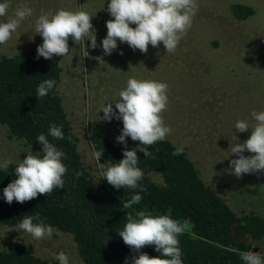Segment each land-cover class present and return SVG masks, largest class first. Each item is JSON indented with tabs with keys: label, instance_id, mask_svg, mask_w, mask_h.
Returning a JSON list of instances; mask_svg holds the SVG:
<instances>
[{
	"label": "rangeland",
	"instance_id": "obj_1",
	"mask_svg": "<svg viewBox=\"0 0 264 264\" xmlns=\"http://www.w3.org/2000/svg\"><path fill=\"white\" fill-rule=\"evenodd\" d=\"M197 2L199 10L192 27L174 53H166L161 43L157 48L149 45L145 54L117 40V48L104 55L101 42L107 35L106 21L114 19L107 11L110 0H11L9 16L19 6L32 8L33 14L11 40L0 45V50L14 56L37 49L43 39L35 33V21L42 13L59 9L88 11L94 16L91 23L98 46L92 49L90 41H86L89 56L85 57L82 47L69 38L70 53L60 58L63 71L59 85L62 103L79 138L78 151L84 166L91 168L95 178L106 179L101 172L108 164L101 160L98 164L92 155L88 140L91 125L99 124L119 143L116 138L123 122L104 120L102 106L111 102L118 113L115 102L129 78L164 82L168 85L169 104L163 119L173 129L167 138L186 150L202 179L216 188L237 214L254 210L264 217V170L237 178L230 167V161L238 158L231 153V146L243 143L252 131L236 132V122L247 120L254 125L249 111H264V0ZM233 3L250 5L256 13L238 20L230 9ZM125 140L127 146L140 144L130 137ZM29 152L27 145L10 138L6 127L0 125V161L10 158L18 163ZM243 155L254 154L245 150ZM14 242L42 257L55 258L64 251L70 264H84L72 235L57 229L51 238L35 240L17 226L0 221V247L7 248ZM254 243L252 252L264 253V235Z\"/></svg>",
	"mask_w": 264,
	"mask_h": 264
},
{
	"label": "trees",
	"instance_id": "obj_2",
	"mask_svg": "<svg viewBox=\"0 0 264 264\" xmlns=\"http://www.w3.org/2000/svg\"><path fill=\"white\" fill-rule=\"evenodd\" d=\"M230 9L238 20L256 13L252 6L243 3H233ZM36 50L14 56L0 50V125L6 127L10 138L22 141L33 154L40 153L41 158L42 145L37 137L45 134L65 153L62 162L68 171L63 189L23 204L15 200L8 204L3 189L17 178L14 169L18 163L9 165L7 171L0 169V221L16 227L26 216L38 213L45 225L72 235L84 264H126V260L132 264V258L140 253L150 257L161 255L154 245L134 252L118 235L127 222L128 212L147 210L188 221L187 231L179 237L183 264H243L239 252L253 251L254 242L264 235V217L254 210L237 214L218 190L202 179L185 149L181 155H173L178 146L168 138L149 146L152 155L147 158L137 151L138 167L144 172L140 183L146 191L140 193V204L124 209L123 203L138 190L116 189L106 179L95 178L91 168L84 166L78 151L79 138L73 132L59 92L62 57L37 59ZM47 79H54L55 87L38 99L37 87ZM53 124L62 126L63 140L48 134ZM88 140L93 151L103 149L99 159L102 162L114 165L124 158L125 145L113 141L99 124L90 126ZM135 146L138 145L127 146V150ZM0 264L59 261L38 256L26 245L14 242L7 248L0 247Z\"/></svg>",
	"mask_w": 264,
	"mask_h": 264
},
{
	"label": "clouds",
	"instance_id": "obj_3",
	"mask_svg": "<svg viewBox=\"0 0 264 264\" xmlns=\"http://www.w3.org/2000/svg\"><path fill=\"white\" fill-rule=\"evenodd\" d=\"M10 8L11 0L0 2V18H7L0 19V45L11 40L21 24L33 14L32 8L19 6L9 16ZM198 10L197 0H110L107 11L114 19L106 21L107 35L101 42L104 55H110L117 48V40L145 54L149 45L157 48L161 43L166 53H174L181 39L191 29ZM93 17L85 10L59 9L55 13H42L35 21V33L43 39L36 50L37 59L43 57L51 60L54 56L69 55V38L81 46L84 56L88 57L86 41H90L92 49L98 46L91 23ZM94 59L102 61L101 57ZM55 84L54 79L41 82L36 90L38 99L46 97ZM119 98L115 102L118 113L114 111L111 102L102 106L101 111L104 113V120L111 121L115 118L123 122L121 134L116 139L125 145L124 158L117 164L108 165L101 175L116 189L138 190L123 203L124 209H133L142 200L140 193L146 191L140 183L144 172L138 167L137 151L143 152L146 158L149 157L152 155L148 150L149 146L164 141L173 131L163 119V113L169 104L168 85L156 80L132 77L119 92ZM251 115L255 120L254 125L250 126L247 120H238L235 124L236 132L252 130L247 140L231 146V153L238 156L230 161V167L237 178L264 170V111H253ZM48 134L54 139H64L62 126L51 125ZM126 137L139 141L140 144L137 148L127 150ZM37 142L42 145L43 156L41 158L40 153L29 152L18 162L14 169L17 178L3 189L8 204L14 200L23 204L39 195L48 196L55 189L64 188V176L68 171L62 162L66 158L65 153L43 133L38 135ZM245 150L254 155H243ZM182 153L183 147H177L173 151V155ZM102 154L103 149L92 153L98 164ZM12 163L10 158L0 161V169L7 171ZM126 220L123 230L118 233L125 245L134 252L154 245L155 251L161 254L150 257L147 253H140L138 257L132 258V264H183L179 237L188 229L187 220L180 221L168 214L154 215L147 210L128 212ZM17 227L35 240L51 238L55 231L40 220L38 213L26 216ZM239 256L243 264H264V253L243 251L239 252ZM55 258L59 264H70V257L64 251L59 252Z\"/></svg>",
	"mask_w": 264,
	"mask_h": 264
}]
</instances>
